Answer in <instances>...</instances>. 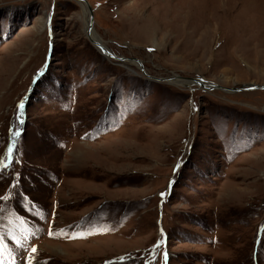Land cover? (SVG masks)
Masks as SVG:
<instances>
[{"label":"rangeland","instance_id":"rangeland-1","mask_svg":"<svg viewBox=\"0 0 264 264\" xmlns=\"http://www.w3.org/2000/svg\"><path fill=\"white\" fill-rule=\"evenodd\" d=\"M87 1L0 0V264H264V0Z\"/></svg>","mask_w":264,"mask_h":264},{"label":"water","instance_id":"water-1","mask_svg":"<svg viewBox=\"0 0 264 264\" xmlns=\"http://www.w3.org/2000/svg\"><path fill=\"white\" fill-rule=\"evenodd\" d=\"M84 2H86L87 6H88V15H89V18H88V20H89V22H88V32H89V31L92 30V27H93V9H92L91 5L89 4V2L87 0H84ZM101 50L104 51V52H106L108 56H114V54H111V51L107 47H105V45L103 47H101ZM115 58H118V56L115 57ZM146 76L152 77L151 79L154 78L155 80H158V81L165 79V78L164 79H161L159 77H154V76H152L150 74H147V73H146ZM199 79L198 78H193L191 80H196L198 82H201V84H203V86H205V88H210V86L211 87H216V86L218 87L219 86V85H217L215 83H211V82H208V81L205 82V81H203L201 79L199 80ZM254 88L264 89V85L250 83V84H245V85H242L240 87H237L234 90L240 91V90H249V89H254Z\"/></svg>","mask_w":264,"mask_h":264},{"label":"bare ground","instance_id":"bare-ground-1","mask_svg":"<svg viewBox=\"0 0 264 264\" xmlns=\"http://www.w3.org/2000/svg\"><path fill=\"white\" fill-rule=\"evenodd\" d=\"M79 2H82L83 3V6H84V11H85V16L86 15H88V13L86 12V8H87V10H88V6H87V4H86V2H84V0H79ZM87 20V24H88V22H89V20L88 19H86ZM93 32V29L91 30V31H89L88 32V29H87V35L89 36V38H90V40L93 42V43H95L96 45H97V47L98 48H101V47H103L104 46V44H102L100 41H101V39H100V37H98V35L95 33V32H93L94 33V36L95 37H93L92 38V36H91V34H93L92 33ZM98 37V38H97ZM96 38V39H95ZM101 52H103L105 55H106V52H104V51H102L101 50ZM111 54H113L112 52H111ZM106 56H108V55H106ZM110 57H113V58H115V57H117V56H109V58ZM138 61V60H137ZM138 62H140V61H138ZM146 74V73H145ZM179 76H177V75H175V76H171V77H169V79L167 78V77H165V78H167V79H164L163 77L161 78V79H164L166 82H170V83H173V84H175L176 85V82H174V79H176V78H178ZM181 78V77H180ZM200 80V79H199ZM193 82H194V84H197L198 86H202V87H205V86H203V84H201V82H198V81H196V80H193ZM191 84H193V83H191ZM211 87V86H210Z\"/></svg>","mask_w":264,"mask_h":264},{"label":"snow or ice","instance_id":"snow-or-ice-1","mask_svg":"<svg viewBox=\"0 0 264 264\" xmlns=\"http://www.w3.org/2000/svg\"><path fill=\"white\" fill-rule=\"evenodd\" d=\"M18 107L22 109V108L24 107L23 102H21V103L18 105ZM14 135H15V136H19L20 133H19V132H16V133H14ZM9 153H11V148H9ZM161 195H164V194L162 193ZM5 198H6V197H5ZM51 234H52V233H50V235H51ZM32 251L35 252L36 249L33 248ZM121 259H123V258H121Z\"/></svg>","mask_w":264,"mask_h":264}]
</instances>
